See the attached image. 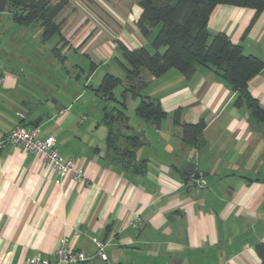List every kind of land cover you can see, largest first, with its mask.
Wrapping results in <instances>:
<instances>
[{
    "label": "crops",
    "instance_id": "0c3cea01",
    "mask_svg": "<svg viewBox=\"0 0 264 264\" xmlns=\"http://www.w3.org/2000/svg\"><path fill=\"white\" fill-rule=\"evenodd\" d=\"M93 1L85 7L98 8ZM74 3L68 0L57 17L61 36L51 38L57 37L54 55L65 40L57 56L63 65L70 56L83 55L97 67L113 57L121 62L116 53L122 54V46L152 47L159 26L149 35L140 31L139 0H103L102 9H76ZM6 14L13 21L12 36L3 24ZM17 24L39 27L43 44L51 40H43L40 23H17L7 6L0 12V133L39 121V136L54 135L60 154L76 160L91 185L72 174L58 175L50 161L33 152L14 145L1 150L0 264H22L36 256L54 260L62 239L91 253L98 240L106 243L107 261L81 264H264L259 252L264 245V128L246 107L235 105L236 93L226 80L208 66L190 77L171 68L148 78L140 91L166 111L160 126L137 116L140 97L128 98L129 124L146 138L136 157L147 167L135 173L108 156L107 125L101 120L105 128L99 131L92 108L75 104L97 95L96 87L89 89L94 72L71 102H51L43 90L50 85L49 73L40 71L34 79V55L27 53V40L16 37ZM208 30L210 38L225 32L245 54L264 61V12L219 4ZM74 66L85 73L79 63ZM61 78L65 83L66 76ZM248 87L264 106V67ZM183 123L204 125L199 145L185 142ZM189 162L207 178L201 192L189 188L195 180L183 173ZM135 213H140L138 225H128Z\"/></svg>",
    "mask_w": 264,
    "mask_h": 264
},
{
    "label": "trees",
    "instance_id": "16d2710c",
    "mask_svg": "<svg viewBox=\"0 0 264 264\" xmlns=\"http://www.w3.org/2000/svg\"><path fill=\"white\" fill-rule=\"evenodd\" d=\"M68 0H7V7L13 11L14 20L21 25L40 23L44 41L55 35L61 36L62 22H57L60 12ZM142 13L137 25L144 35H149L159 26L152 40V51L145 48L128 49L122 46L126 63V84L116 75L106 73L96 92L105 100L116 103L112 109L103 108L102 121L107 125L106 145L108 156L126 170L142 173L146 170L145 160H138L136 151L146 143L145 135L129 124L126 113L129 97H140L136 114L146 122L160 126L167 113L157 100L137 91L150 77L163 75L169 69L181 71L190 77L200 66L212 67L226 80L236 93L235 105L246 107L251 120L264 128V106L250 93L249 80L264 67V61L256 55L245 54L240 44L233 43L225 32H218L210 38L208 21L212 11L219 4L234 5L264 12V0H139ZM250 29H246L245 34ZM54 48L56 56L66 44ZM161 48L164 51L161 52ZM143 75H147L143 78ZM124 85L122 98L113 93L117 85ZM176 124H181L178 120ZM185 142L199 145L204 129L202 123L182 124ZM264 263V245H259Z\"/></svg>",
    "mask_w": 264,
    "mask_h": 264
},
{
    "label": "rangeland",
    "instance_id": "374dc122",
    "mask_svg": "<svg viewBox=\"0 0 264 264\" xmlns=\"http://www.w3.org/2000/svg\"><path fill=\"white\" fill-rule=\"evenodd\" d=\"M57 0H54L56 2ZM78 1V2H77ZM75 0L74 7L80 8V9H89L88 7H85V5L90 4V0ZM95 5L98 7H92L90 9H102L100 6V3L103 4V0H95L93 1ZM105 3V2H104ZM89 6V5H88ZM72 7V6H71ZM70 7V8H71ZM3 19L4 27L7 29V34H11V36L15 33L11 28V24L13 21L11 20L10 16L6 14ZM11 21V22H10ZM16 24V23H15ZM19 34L16 35L17 38H20L22 40H27L24 42L29 50H27L28 54L34 55L32 57L31 62V71L34 73L33 77L36 79L40 73L48 72L49 77L51 79L49 86H44V94L45 96L50 98L51 102H54V100L57 99H65L68 103L73 100L74 94L76 91L84 86L85 79L87 76L91 74V72H94L93 76L90 78V86L91 87H98L99 84L102 81L103 76L105 73L110 72L115 74L117 77H119L122 81L126 78V71L124 70L121 62H119L115 57H113L110 61L104 62L101 64H98L97 67H94L92 60L89 59L87 56L80 55L76 58H72V56L69 57V63L66 65H63L62 62L58 59L56 55L53 54L51 51L52 46L55 44V40L57 37L51 39L47 44H43L38 40V32L39 27L36 26H19ZM22 29V30H21ZM21 31V32H20ZM150 50H153L151 46H148ZM164 50V49H163ZM162 50V51H163ZM73 52V51H72ZM74 54V52L72 53ZM118 55L119 60L123 63H126L121 52L116 53ZM79 63L80 66L85 70V73H82L80 68H76L74 66L75 63ZM94 67V69H93ZM93 69V71H91ZM41 71V72H40ZM37 73L38 75H36ZM74 74H81V78L79 80H76ZM66 76L65 83H61L62 81L61 76ZM59 82L60 84L55 85V82ZM122 91H123V85H117L113 89V93L116 96V98L121 99L122 98ZM101 93H97V95L93 94V100L90 101L87 99V97H81L78 101V103H75L76 106H82V105H88L92 108V118H97L96 121L100 123V129L99 131H102L103 128H105V125L102 123V110L104 106H107V109H112L113 105H116L113 101L105 100L102 98ZM140 98H138L139 101ZM138 103V102H137ZM75 106V107H76ZM132 115V113H130ZM82 118H85V115H82Z\"/></svg>",
    "mask_w": 264,
    "mask_h": 264
},
{
    "label": "built area",
    "instance_id": "2783aa9c",
    "mask_svg": "<svg viewBox=\"0 0 264 264\" xmlns=\"http://www.w3.org/2000/svg\"><path fill=\"white\" fill-rule=\"evenodd\" d=\"M63 112L62 110L60 111ZM8 145H14L24 149L25 151L33 152L40 156L43 161H50L53 169L58 175L64 176L72 174L78 181L84 182L87 186L91 185L81 171L78 169L77 161L73 158L63 157L57 146L54 135L46 137L39 136L38 127H17L7 134L0 133V151ZM207 186V178L200 174L199 178L194 180V184L189 186L197 192H201ZM140 213H135L128 221V225L136 226L140 221ZM106 243L97 241V251L95 253L84 250L74 249L62 239L55 253L54 260L36 256L22 264H81L99 258L107 261L105 251Z\"/></svg>",
    "mask_w": 264,
    "mask_h": 264
},
{
    "label": "water",
    "instance_id": "95a60500",
    "mask_svg": "<svg viewBox=\"0 0 264 264\" xmlns=\"http://www.w3.org/2000/svg\"><path fill=\"white\" fill-rule=\"evenodd\" d=\"M7 6V0H0V12L4 11L6 9ZM147 75H143L142 77L145 78ZM143 88V86H140L137 91H140ZM55 102V101H54ZM39 124V121H32L31 125H33L34 127H37ZM183 173L186 176H191L194 179L199 178L200 173L196 171L195 169V164L194 163H187L185 165V167L183 168ZM102 263H104V261H101Z\"/></svg>",
    "mask_w": 264,
    "mask_h": 264
}]
</instances>
